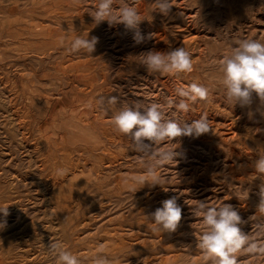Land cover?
Listing matches in <instances>:
<instances>
[{
    "label": "rangeland",
    "instance_id": "rangeland-1",
    "mask_svg": "<svg viewBox=\"0 0 264 264\" xmlns=\"http://www.w3.org/2000/svg\"><path fill=\"white\" fill-rule=\"evenodd\" d=\"M18 1L0 0V78H2L0 81L3 88H0V94L2 93L0 95V123L3 122L4 124L2 123V125L7 128L5 126L2 127L0 124V132L3 133H0V152H2L0 153V158L3 155L0 160L2 161L5 157H7L4 159L5 161L8 159L6 162L4 160V162L0 161L3 164V166L0 164V169H2L0 174L5 171L11 172H6L8 173L7 177L4 176L6 173L1 174L0 179L4 177L5 180L4 178L0 180V184H2V186L0 185V204L4 207L9 204L14 205L16 201V204H18V206L14 205L15 207L10 206L11 208H8L11 212L9 217L4 218L3 214H0V220L6 221L5 226L0 228V238L3 236L0 239V243H4L0 244V248H3L2 251H4V253L0 251V264H53L47 249L51 241H62L68 245L72 252L84 258V264H91L90 258L96 254L100 245L104 246L105 252L110 258L116 260V264H202V254L195 249V235L199 234V220L191 214V209L195 206L196 201H225V203L233 205L242 219L248 220L250 216L255 214L256 205L259 202V185L264 183V180L256 177L258 174L254 172L252 167L253 162L259 158L260 154L264 153V117L260 114L261 111H264V107L260 105L255 96L251 107H241L239 104L231 106L226 103L223 91L218 85L219 72L211 63L214 59H218L227 52L226 50H229L227 48H231L234 41L240 38L230 34L229 39L224 40V21L231 24L233 22L232 25L236 26L241 25L240 22L242 23L245 18L250 17L251 8L247 9L246 3L241 2V0H239V3L236 2L239 6H233L230 0H172L174 6L169 16L165 17L158 12H152L154 7L152 5L153 0H136L135 7H137L143 19L139 25V30L145 36L152 34V39L135 45L133 31L125 29L123 24L111 27L107 21L101 22L99 25L94 24L93 18L88 11L95 6L97 0H80L79 3L76 0H20V3ZM257 1L263 2L260 4ZM248 2L252 3V8L259 6L264 11V0H255V2L250 0ZM30 3L31 6H29ZM244 5L246 8H243ZM253 5L256 6L254 7ZM43 9L46 10L43 12ZM195 9L199 10L200 16L198 15L196 20L190 21L187 13ZM237 15H239V18ZM42 19L44 20L42 21ZM23 23L25 26H23ZM251 26V23L245 26L248 27L244 28L245 37L249 38L251 36ZM31 28L36 29L31 31ZM24 29L26 30L24 31ZM207 30L211 34L214 33L215 36H218L217 39L212 40L211 38L201 37L203 36L202 32H207ZM32 32L42 34L41 36L43 37H33L35 34L32 35ZM17 35H23V41H29L25 42L23 53L18 51L20 36ZM77 35L88 36L89 39L92 37L98 38L95 51L91 55L83 51L77 54H70L66 52L64 46L59 44L62 37L71 40ZM25 36L26 38H24ZM31 36L34 40L31 39ZM245 37L242 36L240 39ZM38 42L39 44H37ZM181 46H185L192 53L194 69L191 73L179 76L161 75L159 73L148 74L146 68L139 64V55L141 53L149 50L166 52ZM37 56L40 58H37ZM65 67L68 68L65 69ZM68 69L70 70L67 71ZM20 73L26 74L25 76L22 75V77ZM28 76H30V79H28ZM8 78L11 79V83ZM60 80H63V82ZM193 81L204 83L209 87V99L207 102L193 104L187 113L180 114V118L187 123H191L193 120L199 119L201 115L207 114L212 130L199 138L180 137L173 141L177 143L172 145V147H177L175 151L178 155L175 157V163L166 166L158 172V175L165 180L162 186L155 185L150 187L145 184V186L140 188V185L133 184L130 179L128 183H125L126 177L145 175V172L137 159L138 153L129 149L128 138L113 129L111 113L106 115L98 106V97L101 95L116 96L121 102L141 99L145 104L156 102L165 105L167 98H175L174 89L176 87L187 85ZM25 85L30 89L28 88L25 91L23 88ZM4 86L7 88H4ZM92 86L94 88L96 86V88L94 89ZM8 90H10L9 94ZM27 91L32 95L28 94ZM3 92H5L7 97ZM15 92L17 94L19 92L20 95L15 96ZM34 97L37 98L35 99ZM8 99H11L10 101L12 102L10 103ZM26 99L31 101L29 102ZM4 100H8V102ZM25 104H27V108H25ZM5 110H7V113ZM12 111L14 114L10 113ZM14 111L17 112L15 113ZM20 111L24 112L23 115H21ZM36 111L37 113H35ZM58 111L68 112V119H75V122L71 121L72 125L79 126L80 133L88 137L86 141H79L76 145L77 147L71 148L70 151H73L71 155L74 156L70 157V155H67L66 159V152L62 148L63 144H61L65 134L57 130V126L60 123L57 122ZM170 111H174V109ZM17 115L30 116V124L27 122L24 126L25 128L23 127L22 129L23 134L26 133L24 135L26 138L24 137V139L21 129H19L20 131L13 129L15 126L13 121ZM3 119L4 121H2ZM34 119L35 121H33ZM53 130L56 132L53 133ZM4 134L6 135L4 136ZM41 136L44 139H40ZM78 138L81 139V137ZM3 141L4 144H2ZM10 144L13 145V148ZM17 144L18 146L16 147ZM76 150H81V152H78L77 155ZM10 154L13 158L17 156L14 158L15 160L12 159ZM25 157L27 160L24 159ZM43 157H47L44 162ZM98 157H101V161ZM108 158L110 159L107 160ZM19 159L21 163L18 161ZM61 159L62 162L60 161ZM76 159L79 160L77 161ZM26 161L28 164L24 163ZM29 161H31L32 165H29ZM54 161H56L55 164ZM32 162L35 163L33 164ZM47 162L50 167L49 165L47 167ZM72 162L73 164H71ZM19 163L22 170L17 166ZM74 163L79 166L74 167ZM44 164L46 167H44ZM60 164L65 165L61 166ZM53 167L55 170L52 169ZM57 167L58 169L60 167V169L64 168L67 170L68 174L66 173V176L63 175L65 178L56 174ZM72 168L75 169L73 170ZM46 169H48V173H45ZM53 170L55 173H53ZM21 172L22 174L24 173L23 176L20 174ZM53 174L56 175L54 176ZM31 176L33 180L30 179ZM12 177L14 178L12 179ZM18 178L24 180H19ZM28 179L29 182H27ZM54 182L57 184H54ZM31 183H33V186ZM3 185L6 186L4 187ZM7 185L15 186L17 189L11 186L12 189L10 187L7 189ZM67 186L70 190L67 189ZM51 187L54 188L52 189ZM24 188L27 190H24ZM59 189L63 191V195L60 194V197L57 195ZM43 190L46 191L43 192ZM47 190L49 194H47ZM135 190L137 191L134 192ZM12 191L15 193L11 195ZM31 194H34V197ZM173 195L179 197L177 202L182 207L181 224L176 232L171 234L152 232V221H149L146 216H150L152 212L162 206L161 202L163 200ZM25 196L28 198H25ZM13 197L15 198L13 199ZM63 197H66L67 200ZM55 198L59 199L56 200ZM3 199L4 202L2 201ZM5 199H8L10 203ZM20 200L23 201L19 202ZM14 210L16 212L15 216H18L19 220L18 218L16 220V217L11 219V216L14 215ZM65 210L67 213H65ZM30 214L32 215L30 216ZM71 214L74 215L71 216ZM8 218L11 221H7ZM0 223L4 222L0 221ZM71 223L74 224L71 225ZM243 230L245 232L251 230V221L243 226ZM31 232L34 234L30 235ZM4 234L6 237H10L5 238ZM35 234H38V238L32 237ZM30 236L31 238H29ZM31 239L33 243H31ZM26 240L28 241L26 242ZM13 242H16V245ZM6 244L7 249L5 247ZM11 244L15 247H12ZM25 244L27 245L25 246ZM10 248L15 250L10 251ZM5 250L7 251L5 252ZM9 251L13 257L9 254ZM246 259L245 257L241 258L242 261H246Z\"/></svg>",
    "mask_w": 264,
    "mask_h": 264
},
{
    "label": "clouds",
    "instance_id": "clouds-1",
    "mask_svg": "<svg viewBox=\"0 0 264 264\" xmlns=\"http://www.w3.org/2000/svg\"><path fill=\"white\" fill-rule=\"evenodd\" d=\"M135 3L136 0H97L88 12L95 25L104 21L110 27L123 24L125 29L133 31L134 44L139 45L151 40L152 34L145 36L140 32L139 25L143 19ZM152 5V12L165 17L169 16L174 6L172 0H153ZM97 43V37L89 39L80 35L71 40L62 37L59 41L70 54L83 51L91 55ZM139 57V64L149 74L179 76L194 69L192 53L185 46L166 52L149 50ZM211 63L219 72L218 85L226 103L251 107L255 96L264 107V35L234 41L227 52ZM174 91L175 98H167L165 105L156 102L145 104L141 99L121 102L116 96L98 97V106L106 115L111 113L113 129L128 138L129 149L138 153L137 159L145 172V175L126 177L125 183L130 179L140 188L145 184L162 186L165 180L158 172L175 163L178 155L175 151L177 147H172L177 143L173 141L180 137L199 138L212 130L207 114L191 123L180 118V114L187 113L193 104L208 101L209 87L193 81L176 87ZM260 114L264 117V111ZM252 167L258 174L256 177L264 180V153L253 162ZM66 173V169L56 170L60 176ZM258 195L255 214L248 220L242 219L233 205L225 201H196L191 214L199 220L195 249L202 254V264H264V183L259 185ZM178 199L177 195H173L163 200L161 207L146 216L152 221V232H176L182 221V207ZM0 214L7 217L8 207L0 206ZM249 221L251 230L245 232L243 226ZM5 223H0V228ZM47 249L53 264H84V258L72 252L62 241H51ZM242 257L247 258L246 261H242ZM90 259L91 264H116L103 245Z\"/></svg>",
    "mask_w": 264,
    "mask_h": 264
},
{
    "label": "bare ground",
    "instance_id": "bare-ground-1",
    "mask_svg": "<svg viewBox=\"0 0 264 264\" xmlns=\"http://www.w3.org/2000/svg\"><path fill=\"white\" fill-rule=\"evenodd\" d=\"M23 1V0H22ZM54 1V0H53ZM92 1V0H91ZM248 1H250V0H241V2H245L246 3V7H247V9H249V8H251L250 10H247V11H250L249 12V16L250 17H247V18H245L244 19V21L241 23L240 22V24L241 25H238V26H236V25H232L233 24V22H232V24L230 23V22H225L224 21V40L226 41L227 39H229L228 37H229V35L230 34H232V35H234L235 37L236 36H238V37H242V36H246V33H245V29L244 28H248L249 27V25H248V27H245V26H247V24H249V23H251V27H250V29H251V31H252V34H251V36H249V38H252V37H254V36H256L257 34H261V35H264V11H263V9H261V8H259V6H258V4H257V8H252L251 6H252V3H253V1H251L252 3H250V2H248ZM19 3H20V0L18 1ZM142 2V1H141ZM146 2V1H145ZM230 2H232L233 4V6L235 5H238V4H236V2H240L239 0H230ZM254 2H255V0H254ZM258 3H260L261 4V2H263V1H261V2H259V1H257ZM49 3V2H48ZM50 4V3H49ZM52 4V3H51ZM141 4V3H140ZM181 4V3H180ZM259 4V5H260ZM18 5V4H17ZM26 5V4H25ZM54 5V4H53ZM178 5H179V3H178ZM185 5V4H184ZM20 6H21V4H20ZM29 6H31V3H30V5ZM37 6V5H36ZM38 6H40V5H38ZM45 6V5H44ZM232 6V8H234ZM239 6V5H238ZM254 6V5H253ZM256 6V5H255ZM254 6V7H255ZM263 6V5H262ZM23 7H26V6H23ZM143 7H145V6H143ZM245 7V5H244V7L243 8H246ZM19 8V7H18ZM139 8V7H138ZM231 8V9H232ZM243 8H241V9H243ZM32 9V8H31ZM35 9H37V8H35ZM238 9V8H237ZM41 10V9H40ZM46 10V9H45ZM44 9H43V12L45 11ZM48 10V9H47ZM140 10V9H139ZM181 10V9H180ZM227 10V9H226ZM229 11H230V9H228ZM233 10V9H232ZM235 10V9H234ZM240 10V9H239ZM13 11V10H12ZM42 11V10H41ZM219 11H220V9H219ZM228 11V12H229ZM236 11H238V10H236ZM242 11H244V10H242ZM241 11V12H242ZM222 12V11H221ZM234 12V11H233ZM240 12V11H239ZM49 13V12H48ZM179 13V12H178ZM227 13V12H226ZM243 13H245V11L243 12ZM23 14V13H22ZM39 14V13H38ZM42 14V13H41ZM151 14V13H150ZM188 15V18L190 19V21H194V20H196V18H198L197 16L199 15V10H191V11H189V13H187ZM231 14H233L232 12H231ZM19 15V14H18ZM29 15V14H28ZM159 15V14H158ZM219 15H221V14H219ZM229 15V14H228ZM44 16V15H43ZM52 16V15H51ZM152 16H153V14H152ZM200 16V15H199ZM225 16V15H224ZM231 16V15H230ZM233 16H235L234 14H233ZM238 16V18H239V15H237ZM23 17V16H22ZM35 17V16H34ZM214 17V16H213ZM217 17H218V15H217ZM216 17V18H217ZM222 17V16H221ZM228 18H230V17H228ZM232 18V17H231ZM250 18V20H248ZM218 19V18H217ZM233 19V18H232ZM237 19V18H236ZM19 20V19H18ZM30 20V19H29ZM33 20V19H32ZM36 20V19H35ZM44 19H42V21H43ZM147 20V19H146ZM219 20H220V18H219ZM221 20H223V19H221ZM227 21H228V19H226ZM41 21V22H42ZM230 21V20H229ZM232 21V20H231ZM242 21V20H241ZM148 22V21H147ZM237 22V21H236ZM26 23V22H25ZM43 23V22H42ZM45 23V22H44ZM156 23V22H155ZM22 24V23H21ZM24 24V23H23ZM31 24V23H30ZM193 24V23H192ZM212 24V23H211ZM210 24V25H211ZM219 24V23H218ZM221 24V23H220ZM185 25V24H184ZM200 25V24H199ZM217 25V24H216ZM22 26V25H21ZM23 26H25V24L23 25ZM28 26V25H27ZM193 26V25H192ZM212 26V25H211ZM218 27V26H217ZM221 27V26H220ZM33 28V27H32ZM30 29L31 31L32 30H35V29ZM152 28V27H151ZM206 28V27H205ZM214 28H215V26H214ZM249 29V30H250ZM26 29H24V31H25ZM216 30V29H215ZM214 30V31H215ZM220 30V29H219ZM24 31H21V32H24ZM110 31V30H109ZM114 31H115V29H114ZM141 31V30H140ZM145 31V30H144ZM156 31V30H155ZM204 31V30H203ZM221 31V30H220ZM1 33V32H0ZM45 33H47V31H45ZM103 33V32H102ZM203 33V36H201V37H203V38H211L212 40L214 39H217V37L218 36H215L214 35V33L213 34H211L210 32H208V30H207V32H202ZM18 34V33H17ZM33 34H35V33H33L32 32V35ZM52 34V33H51ZM219 34H220V32H219ZM218 34V35H219ZM42 34H38V33H36L35 35H33V37H35V36H41ZM45 35V34H44ZM250 35V34H249ZM2 36V35H1ZM6 36V35H5ZM17 36H20V40H19V48H18V51H20V52H24V50H23V46H25V42L26 41H28V40H26V41H23L24 39H23V35H17ZM47 36V35H46ZM198 36V35H197ZM32 37V36H31ZM31 37H29V38H31ZM31 38V39H33L34 40V38ZM41 37H43V36H41ZM194 37V36H193ZM222 37V36H221ZM221 37H220V39H221ZM231 37V36H230ZM235 37H234V39H235ZM2 38V37H1ZM19 38V37H18ZM24 38H26V36L24 37ZM47 38V37H46ZM239 38V39H240ZM21 39H22V42H21ZM44 39V38H43ZM50 39V38H49ZM219 39V38H218ZM33 40H32V42H33ZM223 40V41H224ZM230 40H231V38H230ZM237 40V39H236ZM235 40V41H236ZM193 41V40H192ZM29 42V41H28ZM40 42V41H39ZM39 42L37 43V44H39ZM216 42V41H215ZM218 42V41H217ZM31 43V42H30ZM220 43H221V41H220ZM219 43V45H221ZM226 43V42H225ZM227 43H228V41H227ZM51 44V43H50ZM114 44V43H113ZM117 44V43H116ZM200 44V43H199ZM34 45V44H33ZM131 45V44H130ZM164 45V44H163ZM204 45V44H203ZM225 45V44H224ZM229 45V44H228ZM32 46V45H31ZM200 46V45H199ZM216 46H217V44H216ZM230 46V45H229ZM123 47V46H122ZM2 48V47H1ZM142 48V47H141ZM172 48V47H171ZM170 48V49H171ZM219 48H220V46H219ZM149 49V48H148ZM160 49V48H159ZM203 49H204V47H203ZM227 49H230V48H227ZM224 50H226V49H224ZM27 51V50H26ZM137 51V50H136ZM226 51H228V50H226ZM33 52V51H32ZM116 52V51H115ZM29 53V52H28ZM49 54V53H48ZM137 54V53H136ZM223 54V53H222ZM44 55V54H43ZM28 56V55H27ZM32 56V55H31ZM20 57H22V56H20ZM29 57V56H28ZM39 56H37V58H38ZM40 58V57H39ZM127 58V57H126ZM215 58V57H214ZM13 59V58H12ZM30 59H32L31 57H30ZM33 59H34V57H33ZM116 59H118V58H116ZM217 59V58H216ZM40 60V59H39ZM42 60V59H41ZM10 61V60H9ZM23 61V60H22ZM127 61V60H126ZM2 62H3V60H2ZM7 62H8V60H7ZM25 62V61H24ZM45 62V61H44ZM9 63V62H8ZM12 63V62H11ZM17 63V62H16ZM82 63V62H81ZM18 64H19V62H18ZM80 64V63H79ZM73 65V64H72ZM4 66V65H3ZM71 66V65H70ZM119 66V65H118ZM121 66V65H120ZM4 68V67H3ZM12 68V67H11ZM66 68H68V67H65V69ZM74 68H76V67H74ZM7 69H9V68H7ZM47 69V68H46ZM86 69V68H85ZM131 69V68H130ZM0 70H1V68H0ZM23 70V69H22ZM49 70V69H48ZM70 69H68L67 71H69ZM3 71V70H2ZM7 71H9V70H7ZM11 71V70H10ZM14 71V70H13ZM16 71V70H15ZM17 71H18V69H17ZM32 71V70H31ZM56 71V70H55ZM80 71H82V70H80ZM19 72V71H18ZM22 72V71H21ZM28 72V71H27ZM30 72V71H29ZM34 72V71H33ZM54 72V71H53ZM7 73V72H6ZM81 73V72H80ZM21 74V73H20ZM26 74V73H25ZM25 74L24 73H22L20 76H22V75H24L25 76ZM28 74V73H27ZM69 74V73H68ZM86 74V73H85ZM89 74V73H88ZM149 74V73H148ZM30 75V74H29ZM33 75V74H32ZM38 75H40V74H38ZM42 75V74H41ZM60 75H61V73H60ZM83 75H84V73H83ZM189 75V74H188ZM3 76V75H2ZM1 76V77H2ZM13 76H14V74H13ZM13 76H12V78H13ZM69 76V75H68ZM88 76V75H87ZM23 77V76H22ZM27 77V76H26ZM29 78L28 79H30V76H28ZM34 77V76H33ZM41 77V76H40ZM48 77H50V76H48ZM54 77V76H53ZM55 77H56V74H55ZM57 78V77H56ZM77 78V77H76ZM79 78V77H78ZM148 78V77H147ZM201 78V77H200ZM0 79H2V78H0ZM5 79V78H4ZM9 80H10V83H11V79L10 78H8ZM89 79V78H88ZM150 79V78H149ZM36 80H38V79H36ZM48 80V79H47ZM69 80V79H68ZM33 81V80H32ZM60 81H62L63 82V80H60ZM65 81H67V80H65ZM71 81V80H70ZM69 81V82H70ZM76 81V80H75ZM75 81H74V83H75ZM82 81H83V79H82ZM21 82V81H20ZM26 82V81H25ZM29 82H30V80H29ZM68 82V81H67ZM71 82H73V81H71ZM77 82V81H76ZM208 82V81H207ZM26 83H28V82H26ZM31 83V82H30ZM33 83H34V81H33ZM48 83V82H47ZM86 83V82H85ZM8 84H9V81H8ZM14 84V83H13ZM18 84V83H17ZM76 84V83H75ZM74 84V85H75ZM89 84V83H88ZM0 85H1V81H0ZM10 85V84H9ZM9 85H6V86H9ZM34 85V84H33ZM62 85V84H61ZM66 85V84H65ZM92 85H93V83H92ZM105 85V84H104ZM76 86V85H75ZM90 86V85H89ZM10 87V86H9ZM61 86L59 85V88H60ZM70 87V86H69ZM93 87V86H92ZM1 89H3L2 88V85H1V87H0ZM4 88H7V87H5L4 86ZM11 88V87H10ZM23 88H24V90L26 91V89H28L29 87L28 86H23ZM31 88H32V86H31ZM33 88H35L34 86H33ZM58 88V87H57ZM66 88V87H65ZM94 88V87H93ZM95 88H96V86H95ZM94 88V89H95ZM0 89V90H1ZM15 89V88H14ZM30 89V88H29ZM36 89V88H35ZM61 89V88H60ZM59 89V90H60ZM80 89V88H79ZM86 89V88H85ZM93 89V90H94ZM12 90H13V88H12ZM17 90V89H16ZM19 90H21V89H19ZM52 90V89H51ZM64 90V89H63ZM117 90V89H116ZM7 91V90H6ZM10 90H8V94L10 93L9 92ZM32 91V90H31ZM57 91V90H56ZM95 91V90H94ZM165 91V90H164ZM1 92V91H0ZM21 92V91H20ZM28 92V94L30 93L29 91H27ZM33 92V91H32ZM78 92V91H77ZM4 93V95H6L5 94V92H3ZM12 93V92H11ZM16 93V92H15ZM43 93V92H42ZM216 93V92H215ZM2 94V93H1ZM0 94V95H1ZM18 94H19V92H18ZM17 93H16V95L15 96H17L18 95ZM27 94V93H26ZM31 94V93H30ZM40 94V93H39ZM3 95V96H4ZM20 95V94H19ZM32 95V94H31ZM35 95H36V93H35ZM57 95V94H56ZM64 95V94H63ZM11 96V95H10ZM71 96H72V94H71ZM77 96V95H76ZM6 97H7V95H6ZM23 97V96H22ZM16 98V97H15ZM20 98V97H19ZM30 98V97H29ZM32 98V97H31ZM35 98V97H34ZM37 98V97H36ZM35 98V99H36ZM40 98V97H39ZM61 98V97H60ZM213 98V97H212ZM4 99V98H3ZM11 99H13V98H11ZM11 99H8L9 100V102L11 103L12 101H10ZM22 99H24V98H22ZM34 99V100H35ZM1 100V99H0ZM8 100H4V101H7L8 102ZM25 100V99H24ZM26 100H29V99H26ZM222 100V99H221ZM31 100H29V102H30ZM3 102V101H2ZM14 102H16V101H14ZM23 102V101H22ZM28 102V101H27ZM26 102V103H27ZM61 102V101H60ZM5 103V102H4ZM10 103H9V105H10ZM3 104V103H2ZM8 104V103H7ZM14 104V103H13ZM15 104H17V102L15 103ZM26 105V107L25 108H27V104H25ZM4 106H6V105H4ZM12 106H15V105H12ZM33 106V105H32ZM2 107V106H1ZM18 107V106H17ZM4 108V107H3ZM3 108H1V109H3ZM11 108V107H10ZM18 108H20V107H18ZM5 109V108H4ZM21 109V108H20ZM31 109H32V107H31ZM9 110V109H8ZM16 110V109H15ZM29 110H30V108H29ZM1 111V110H0ZM4 111V110H3ZM6 111V113H7V110H5ZM19 111V110H18ZM23 111V110H22ZM9 112V111H8ZM15 112V111H14ZM17 112V111H16ZM15 112V113H16ZM21 112V111H20ZM59 112V111H58ZM10 113H13V111L12 112H10ZM24 113V112H23ZM23 113L21 112V115H23ZM35 113H37V111L35 112ZM68 112H66V113H64L63 111H60L59 112V115H58V118H57V122H60L59 124L58 123H56V124H58V128H57V130L58 131H61L63 134H65V138L62 140V142H61V144H63L62 145V148L64 149V151L66 152V154H65V159L67 158V155H70V157H73L71 154H72V152L70 151V149L71 148H75L74 146H76L77 144H78V142L79 141H81V140H83V141H86V138L88 139V137H87V135H83V134H81L80 132L81 131H79V129H78V127L77 126H74V125H72V123H71V121H74L75 119L74 118H70V119H68L69 118V115L67 114ZM14 114V113H13ZM20 114V113H19ZM34 114V113H33ZM7 115V114H6ZM8 115H12V114H8ZM21 115H17L16 116V119L14 120V119H12V120H14L13 122H14V124H15V126L13 127V126H11V127H13V129L16 131V130H19V129H21V133L23 134V131H22V129H23V127L27 124V122H29V124H30V116L29 115H24V116H21ZM31 115V114H30ZM241 115V114H240ZM13 117L15 116V115H12ZM1 117V116H0ZM3 117H4V115H3ZM32 117V116H31ZM184 117V116H183ZM240 117V116H239ZM8 118V117H7ZM7 118H6V120H7ZM11 118V117H10ZM33 118H34V116H33ZM84 118V117H83ZM5 119V118H4ZM4 119L2 120V121H4ZM36 119V118H35ZM35 119L33 120V121H35ZM0 120H1V118H0ZM11 120V119H10ZM38 120H40V119H38ZM8 121H9V119H8ZM37 121V120H36ZM1 122V121H0ZM75 122V121H74ZM73 122V123H74ZM3 123V122H2ZM2 123H0L1 125H2ZM40 123V122H39ZM4 124V123H3ZM9 124V123H8ZM12 124V123H11ZM28 124V125H29ZM32 124H34V123H32ZM81 124V123H80ZM80 124H78V125H80ZM0 125V126H1ZM39 125V124H38ZM55 125V124H54ZM3 126H5V125H2V127ZM10 126V125H9ZM11 127H10V129H11ZM36 127V126H35ZM53 127V126H52ZM82 127V126H81ZM5 128H6V126H5ZM25 128V127H24ZM27 128V127H26ZM29 128V127H28ZM7 129V128H6ZM9 129V128H8ZM29 129H31V128H29ZM1 130V129H0ZM13 130V131H14ZM27 130V129H26ZM3 131V130H2ZM20 131V130H19ZM32 131V130H31ZM31 131H30V133H31ZM43 131V130H42ZM51 131V130H50ZM54 131V130H53ZM8 132H10L9 130H8ZM25 132V131H24ZM33 132H34V130H33ZM52 132V131H51ZM56 131H54L53 133H55ZM1 133V132H0ZM5 133V132H4ZM14 133V132H13ZM18 133V132H17ZM43 133V132H42ZM58 133V132H57ZM1 134H3V133H1ZM26 134V133H25ZM25 134H23V139H24V137L26 138V136H24ZM41 134V133H40ZM59 134V133H58ZM80 136H79V135ZM6 134H4V136H5ZM19 135L21 136V134L19 133ZM36 135V134H35ZM18 136V135H17ZM16 136V137H17ZM30 136V135H29ZM32 136V135H31ZM58 136V135H57ZM59 137V136H58ZM78 137H81V139H79ZM1 138V137H0ZM8 138V137H7ZM32 138V137H31ZM36 138V137H35ZM34 138V139H35ZM38 138V137H37ZM40 138V137H39ZM52 138V137H51ZM93 138V137H92ZM5 139V138H4ZM40 139H44V138H42V136H41V138ZM58 139V138H57ZM62 139V138H61ZM95 139V138H94ZM21 140V139H20ZM28 140H29V138H28ZM27 140V141H28ZM51 140V139H50ZM49 140V141H50ZM54 140V139H53ZM116 140V139H115ZM7 141V140H6ZM14 141V140H13ZM24 141H26V140H24ZM32 141V140H31ZM41 141V140H40ZM43 141V140H42ZM2 142V141H1ZM11 142V141H10ZM15 142H17V141H15ZM8 143V142H7ZM18 143V142H17ZM21 143V142H20ZM20 143H19V145H20ZM27 143V142H26ZM32 143V142H31ZM44 143V142H43ZM47 143V142H46ZM57 143H58V141H57ZM90 143V142H89ZM110 143V142H109ZM1 144V143H0ZM2 144H4V141H3V143ZM29 144V143H28ZM38 144H40V143H38ZM37 144V145H38ZM51 144H52V142H51ZM55 144H56V142H55ZM9 145V144H8ZM15 145V144H14ZM23 145V144H22ZM30 145V144H29ZM32 145V144H31ZM37 145H36V147H37ZM40 145H43V144H40ZM39 145V146H40ZM46 145H48V144H46ZM69 145V146H68ZM10 146L12 147L13 145H11L10 144ZM18 146V144L16 145V147ZM27 146V145H26ZM33 146H34V142H33ZM32 146V147H33ZM44 146V145H43ZM42 146V147H43ZM52 146H53V144H52ZM9 147V146H8ZM20 147V146H19ZM22 147V146H21ZM24 147H25V145H24ZM35 147V148H36ZM49 147V146H48ZM77 147V146H76ZM82 147V146H81ZM88 147V146H87ZM3 148V147H2ZM13 148V147H12ZM11 148V149H12ZM28 148V147H27ZM40 148V147H39ZM84 148V147H83ZM86 148V147H85ZM92 148V147H91ZM9 149V148H8ZM15 149V148H14ZM22 149V148H21ZM25 149V148H24ZM30 149V148H29ZM77 149V148H76ZM81 149V148H80ZM1 150H3V149H1ZM4 150H5V148H4ZM19 151H20V149H18ZM28 150V149H27ZM36 150V149H35ZM54 150H57V149H54ZM91 150V149H90ZM12 151H14V150H12ZM11 151V152H12ZM16 151V150H15ZM25 151H26V149H25ZM25 151H23V152H25ZM30 151V150H29ZM32 151V150H31ZM38 151V150H37ZM51 151V150H50ZM60 151V150H59ZM63 151V150H62ZM84 151V150H83ZM86 151V150H85ZM89 151V150H88ZM96 151V150H95ZM10 152V153H11ZM36 152V151H35ZM52 152H54L53 150H52ZM76 154L78 155V152L80 153L81 152V150H76ZM92 152H94V151H92ZM0 153H2V152H0ZM12 153H15V152H12ZM21 153V152H20ZM27 154H29L28 152H26ZM33 153V152H32ZM38 153V152H37ZM50 153V152H49ZM60 153H62V152H60ZM95 153V152H94ZM4 154V153H3ZM8 154V153H7ZM16 154V153H15ZM55 154V153H54ZM59 154V153H58ZM75 154V155H76ZM89 154V153H88ZM2 155V154H1ZM11 155V154H10ZM18 156H19V154H17ZM47 155V154H46ZM62 155V154H61ZM64 155V154H63ZM80 155V154H79ZM100 155V154H99ZM12 156V155H11ZM96 156H98V155H96ZM2 157H3V155H2ZM1 157V158H2ZM15 157H17V156H15ZM14 157V158H15ZM21 157V156H20ZM29 157V156H28ZM52 157V156H51ZM54 157H56L55 155H54ZM62 157V156H61ZM0 158V159H1ZM5 158H7V157H5ZM4 158V159H5ZM13 158V156H12V159H14ZM44 158V157H43ZM45 158H47V157H45ZM45 158H44V160H43V162L45 161ZM53 158V157H52ZM77 158V157H76ZM93 158H95V157H93ZM99 158V157H98ZM101 158V157H100ZM99 158V159H100ZM3 159V160H4ZM25 160H27L26 159V157L24 158ZM29 159V158H28ZM42 159V158H41ZM73 159V158H72ZM71 159V160H72ZM96 159V158H95ZM110 158H108L107 160H109ZM2 160V161H3ZM8 160V159H7ZM6 160V161H7ZM9 160H11V159H9ZM15 160V159H14ZM68 160V159H67ZM77 161L79 160V159H76ZM75 160V161H76ZM104 160H106V158H104ZM1 161V160H0ZM1 161V162H2ZM5 161V160H4ZM3 161V162H4ZM5 161V162H6ZM18 161H20V159L18 160ZM18 161H17V163H18ZM32 161H34V160H32ZM47 161V160H46ZM61 162H62V159L60 160ZM69 161V160H68ZM75 161H73V162H75ZM83 161V160H82ZM100 161H101V159H100ZM1 162H0V164H1ZM9 162V161H8ZM12 162H13V160H12ZM27 162V161H26ZM26 162H24L25 164H28V162L26 163ZM30 163H29V165L31 164V161H29ZM38 162V161H37ZM50 162L52 163V161L50 160ZM55 162L56 161H54V164H55ZM64 162H65V160H64ZM63 162V163H64ZM73 162L71 163V164H73ZM110 162V161H109ZM11 163V162H10ZM20 163H21V161H20ZM18 164L17 166H19L20 168H21V164ZM33 164L35 163V162H32ZM48 163V162H47ZM65 163H67V161L65 162ZM102 163V162H101ZM6 164V163H5ZM8 164V163H7ZM46 164V163H45ZM45 164H44V167H46L45 166ZM75 164V163H74ZM78 164H80V163H78ZM111 164V163H110ZM2 166H3V164H1ZM28 165V166H29ZM32 165V164H31ZM42 165V164H41ZM48 165H49V163L47 164V167H48ZM53 165V164H52ZM61 165V164H60ZM63 165H65V164H62L61 166H63ZM81 165V164H80ZM101 165V164H100ZM11 166H13V165H11ZM17 166H16V170H17ZM23 166V165H22ZM38 166V165H37ZM75 166H79V165H74V167ZM6 167V166H5ZM23 167H25V166H23ZM32 167V166H31ZM31 167H29V168H31ZM34 167H35V165H34ZM41 167V166H40ZM49 167H50V165H49ZM65 167H67V166H65ZM1 168V167H0ZM13 168V167H12ZM26 168H27V165H26ZM33 168V167H32ZM7 169H8V167H7ZM11 169V168H10ZM24 169V168H23ZM42 169V168H41ZM52 169H54V167L52 168ZM57 169H58V167H57ZM56 169V170H57ZM59 169H60V167H59ZM62 169H64V168H62ZM73 170L75 169V168H72ZM2 169H0V171H1ZM4 170H5V168H4ZM3 170V171H4ZM14 170V169H13ZM20 170V169H19ZM21 170H22V168H21ZM27 170H29V169H27ZM31 170H34V169H31ZM47 170L48 169H46V172L45 173H48L47 172ZM55 170V169H54ZM53 170V171H54ZM77 170H78V168H77ZM30 171V170H29ZM41 171V170H40ZM50 171V170H49ZM71 171V170H70ZM114 171V170H113ZM6 172H8V171H5V172H2L1 174L3 175L4 173H6ZM23 172H25V171H23ZM28 172V171H27ZM72 172V171H71ZM70 172V173H71ZM75 172V171H74ZM73 172V173H74ZM8 173H11V172H8ZM8 173H6V175H4V176H6L7 177V175H8ZM32 173V172H31ZM34 173V172H33ZM43 173V172H42ZM41 173V174H42ZM53 173H55V171L53 172ZM79 173H81V172H79ZM98 173V172H97ZM0 174V177L2 176ZM18 174H19V172H18ZM22 176L24 175V173L22 174V172L20 173ZM68 174V173H67ZM12 175V174H11ZM13 175H15L14 173H13ZM43 175V174H42ZM41 175V176H42ZM54 175V174H53ZM56 175V174H55ZM54 175V176H55ZM72 175H74V174H72ZM76 175V174H75ZM17 176V175H16ZM15 176V177H16ZM50 176V175H49ZM66 176V175H65ZM68 176V175H67ZM70 176V175H69ZM9 177V176H8ZM18 177V176H17ZM21 177V176H20ZM19 177V178H20ZM25 177H27V176H25ZM46 177V176H45ZM59 177H60V175H59ZM58 177V178H59ZM62 177H64V176H62ZM2 178H4V177H2ZM2 178L0 179V180H2ZM14 177H12V179H13ZM18 178V179H19ZM27 178H29V177H27ZM34 178V177H33ZM65 178V177H64ZM10 179V178H9ZM30 179H32V176H31V178ZM51 179V178H50ZM52 179H54V178H52ZM56 179H57V177H56ZM4 180H5V178H4ZM7 180V179H6ZM17 180V179H16ZM19 180H24V179H19ZM18 180V181H19ZM33 180V179H32ZM55 180V179H54ZM62 180V179H61ZM64 180V179H63ZM85 180V179H84ZM10 181V180H9ZM46 181H47V179H46ZM57 181V180H56ZM17 182V181H16ZM27 182H29V179H28V181ZM32 182V181H31ZM45 182V181H44ZM62 182V181H61ZM66 182V181H65ZM1 183V182H0ZM5 183V182H4ZM12 183H14V182H12ZM17 183H19V182H17ZM20 183H21V181H20ZM47 183H49V182H47ZM50 183H52L51 181H50ZM56 182H54V184H55ZM63 183V182H62ZM6 184V183H5ZM33 183H31V185H32ZM46 184V183H45ZM53 184V183H52ZM57 184V183H56ZM61 184V183H60ZM65 184V183H64ZM63 184V185H64ZM74 184V183H73ZM73 184H72V186H73ZM1 186H2V184H0ZM17 185V184H16ZM24 185V184H23ZM22 185V186H23ZM63 185H62V187H63ZM129 185V184H128ZM4 186V185H3ZM6 186V185H5ZM4 186V187H5ZM11 187H12V185H10ZM10 186H8L7 185V189H9V187ZM14 186V185H13ZM25 186H26V184H25ZM24 186V187H25ZM30 186V185H29ZM33 186V185H32ZM50 186H51V184H50ZM60 186V185H59ZM66 186V185H65ZM10 187V188H11ZM15 187V186H14ZM14 187H12V188H14ZM31 187V186H30ZM30 187H28V188H30ZM69 187L71 188V186L69 185ZM122 187V186H121ZM6 188H4V189H6ZM11 188V189H12ZM16 188V187H15ZM44 188V187H43ZM52 188V187H51ZM54 188V187H53ZM52 188V189H53ZM66 188V187H65ZM70 188L68 189V186H67V189L68 190H70ZM73 188V187H72ZM101 188V187H100ZM3 189V190H4ZM11 189H10V191H11ZM17 189V188H16ZM40 189H42V188H40ZM45 189V188H44ZM55 189H57V188H55ZM54 189V190H55ZM61 189H63V188H61ZM61 189H59V192H57V195L60 197V194H62L63 193V191L61 190ZM99 189V188H98ZM20 190H22V189H20ZM24 190H27V189H25L24 188ZM23 190V191H24ZM38 190V189H37ZM49 190V189H48ZM47 190V191H48ZM73 190V189H72ZM16 191V190H15ZM18 191V190H17ZM30 191H32V190H30ZM44 191H46V190H43V192ZM64 191H66V190H64ZM99 191V190H98ZM101 191V190H100ZM1 192H2V189H1ZM28 192H29V190H28ZM53 192H55V191H53ZM92 192V191H91ZM13 193H15V192H13L12 191V193H10L11 195L13 194ZM17 193V192H16ZM19 194H20V192H18ZM31 193V192H30ZM51 193V192H50ZM66 193H67V191H66ZM7 195H8V193H6ZM22 194H24V193H22ZM29 194V193H28ZM36 194H37V192H36ZM41 194V193H40ZM47 194H49V191L47 192ZM68 194V193H67ZM26 195V194H25ZM32 195V194H31ZM34 195V194H33ZM32 195V196H33ZM43 195V194H42ZM45 195V194H44ZM63 195V194H62ZM69 195V194H68ZM76 195H77V193H76ZM87 196H88V194H86ZM6 196V195H5ZM10 196V195H9ZM8 196V197H9ZM19 196V195H18ZM30 196V195H29ZM64 196H66V195H64ZM71 196V195H70ZM7 197V196H6ZM5 197V198H6ZM34 197V196H33ZM89 197V196H88ZM0 198H1V196H0ZM10 198V197H9ZM15 197H13V199H14ZM16 198H19V197H16ZM25 198H28V197H26L25 196ZM30 198V197H29ZM63 198H65L66 200H67V198L66 197H63ZM72 198V197H71ZM83 198V197H82ZM21 199V198H20ZM32 199V198H31ZM54 199V198H53ZM56 200H58L59 198H55ZM6 200V199H5ZM8 200V199H7ZM6 200V201H7ZM64 200V199H63ZM66 200H65V202H66ZM76 200V199H75ZM78 200V199H77ZM83 200V199H82ZM3 202H4V199L2 200ZM14 201V200H13ZM23 201V200H22ZM21 200L19 201V202H22ZM86 201H87V199H86ZM8 202H9V200H8ZM17 202V201H16ZM16 202H15V206H18V204H16ZM30 202V201H29ZM55 202V201H54ZM77 202V201H76ZM7 203V202H6ZM10 203V202H9ZM13 203V202H12ZM82 203H83V201H82ZM66 204V203H65ZM75 204V203H74ZM84 204V203H83ZM1 205V204H0ZM7 205V204H6ZM14 205H11V204H9L8 206H5V207H10V206H14ZM35 205V204H34ZM40 205V204H39ZM72 205V204H71ZM76 205V204H75ZM75 205H73V206H75ZM82 205V204H81ZM2 206V205H1ZM14 206V207H15ZM69 206V205H68ZM11 208V207H10ZM41 208V207H40ZM55 208V207H54ZM53 208V209H54ZM66 208V207H65ZM69 208H71V207H69ZM75 208V207H74ZM16 209H19V208H16ZM46 209V208H45ZM9 211H8V213H10L11 214V212H10V209H8ZM42 210V209H41ZM55 211H56V209H54ZM54 210H52V211H54ZM67 210V209H66ZM65 210V211H66ZM70 210V209H69ZM74 210V209H73ZM76 210V209H75ZM17 211H19V210H17ZM44 211V210H43ZM46 212V211H45ZM69 212V211H68ZM37 213V212H36ZM47 213V212H46ZM46 213H45V215H46ZM65 213H67V211L65 212ZM75 213H76V211H75ZM142 213V212H141ZM10 214H8V216L7 217H9L10 216ZM15 214H16V212H15V210H14V215L13 216H11V219L12 218H14V217H16L15 219L17 220V218H18V216H15ZM23 214V213H22ZM32 214H30V216H31ZM40 215V214H39ZM74 215V214H73ZM72 214H71V216H73ZM36 216V215H35ZM43 216V215H42ZM51 217V216H50ZM5 218V217H4ZM11 219L10 218H8L7 219V221L9 220V221H11ZM22 219V218H21ZM95 219V218H94ZM15 220V221H16ZM18 220H19V218H18ZM68 220V219H67ZM75 220V219H74ZM0 221H3V222H5V220H3V219H1ZM12 221H14V220H12ZM14 221V222H15ZM72 221V220H71ZM58 222V221H57ZM74 222V221H73ZM30 223V222H29ZM17 224V223H16ZM70 224V223H69ZM72 224H74V223H71V225ZM85 224V223H84ZM83 224V225H84ZM31 225V224H30ZM49 225V224H48ZM79 225V224H78ZM82 225V224H81ZM38 226V225H37ZM28 227H30V226H28ZM58 227V226H57ZM41 228V227H40ZM26 230H28L27 228H25ZM33 229V228H32ZM46 229V228H45ZM30 230V229H29ZM41 230V229H40ZM78 230V229H77ZM76 230V231H77ZM130 230V229H129ZM31 231V230H30ZM33 231V230H32ZM69 231V230H68ZM34 232V231H33ZM66 232V231H65ZM70 232V231H69ZM74 232H75V230H74ZM17 233V232H16ZM45 233V232H44ZM32 234H34V233H32L31 232V234L30 235H32ZM43 234V233H42ZM3 235V234H2ZM1 235V236H2ZM5 235V234H4ZM38 235V234H37ZM37 235L35 234V236H32V237H37ZM73 235V234H72ZM3 237V236H2ZM1 237V238H2ZM8 237H10V236H7L6 237V235H5V238H8ZM12 237V236H11ZM0 238V239H1ZM29 238H31V236L29 237ZM38 238V237H37ZM14 239V238H13ZM13 239H11L12 241H13ZM18 239V238H17ZM33 239V238H32ZM31 239V240H32ZM36 239V238H35ZM35 239H34V241H35ZM42 239V238H41ZM71 239H72V237H71ZM21 240V239H20ZM38 240V239H37ZM47 240V239H46ZM22 241V240H21ZM25 241V240H24ZM28 240H26V242H27ZM14 243V242H13ZM16 243V242H15ZM14 243V244H15ZM25 243V242H24ZM31 243H33V240L31 241ZM104 243V242H103ZM0 244H4V243H0ZM17 244H18V242H17ZM29 244V243H28ZM36 244V243H35ZM10 244H8V246H9ZM12 245V244H11ZM16 245V244H15ZM19 245V244H18ZM21 245H22V242H21ZM24 245V244H23ZM27 244H25V246H26ZM48 245V244H47ZM131 245V244H130ZM6 249H7V244H6ZM9 247H11V246H9ZM12 247H15L14 245H12ZM20 247V246H19ZM18 247V248H19ZM121 248H122V246H120ZM135 248V247H134ZM1 250V252H3L4 253V251H2L3 250V248H0ZM17 249V248H16ZM9 250V249H8ZM11 250H15V249H12V248H10V251ZM46 250V249H45ZM82 250V249H81ZM7 250H5V252H6ZM10 251H9V254H10ZM24 251V250H23ZM14 253V252H13ZM25 253H27V252H25ZM25 253H23V254H25ZM90 253V252H89ZM7 254V253H6ZM83 254V253H82ZM85 254V253H84ZM2 255V254H1ZM11 255V254H10ZM21 255V254H20ZM27 255H28V253H27ZM6 256V255H5ZM7 256H9V255H7ZM12 256V255H11ZM18 256V255H17ZM82 256V255H81ZM13 257V256H12ZM86 257H87V254H86ZM89 257V256H88ZM37 258V257H36ZM12 259V258H11ZM4 261V260H3ZM40 261V260H39ZM29 262V261H28ZM31 262H32V260H31ZM10 263V262H9Z\"/></svg>",
    "mask_w": 264,
    "mask_h": 264
}]
</instances>
